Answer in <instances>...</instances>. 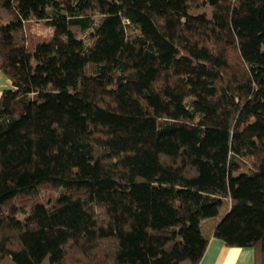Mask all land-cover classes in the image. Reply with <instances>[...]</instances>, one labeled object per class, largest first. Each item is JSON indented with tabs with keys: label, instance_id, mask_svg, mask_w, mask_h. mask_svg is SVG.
Segmentation results:
<instances>
[{
	"label": "trees",
	"instance_id": "trees-1",
	"mask_svg": "<svg viewBox=\"0 0 264 264\" xmlns=\"http://www.w3.org/2000/svg\"><path fill=\"white\" fill-rule=\"evenodd\" d=\"M0 69V264L264 257V0H0Z\"/></svg>",
	"mask_w": 264,
	"mask_h": 264
},
{
	"label": "crops",
	"instance_id": "crops-1",
	"mask_svg": "<svg viewBox=\"0 0 264 264\" xmlns=\"http://www.w3.org/2000/svg\"><path fill=\"white\" fill-rule=\"evenodd\" d=\"M10 84L9 78L0 69V94ZM204 223L201 222L202 231ZM214 223L215 219L203 231L209 239L198 264H264V257L254 247L227 245L221 238L212 235Z\"/></svg>",
	"mask_w": 264,
	"mask_h": 264
},
{
	"label": "rangeland",
	"instance_id": "rangeland-1",
	"mask_svg": "<svg viewBox=\"0 0 264 264\" xmlns=\"http://www.w3.org/2000/svg\"><path fill=\"white\" fill-rule=\"evenodd\" d=\"M33 29L34 31L38 32V33H41V34H44V35H49L51 33V28L49 26H46V25H43V24H40V23H37V24H34L33 25ZM50 187L49 189L51 191H56L58 189V186H55V185H50L48 186ZM226 204V202H224L223 206L220 208L219 210V214H223L224 211H225V207L224 205ZM204 228H203V231L204 229H206V227L211 223L213 222V218H208V219H205L204 220Z\"/></svg>",
	"mask_w": 264,
	"mask_h": 264
}]
</instances>
